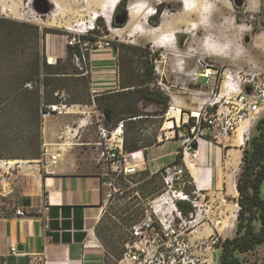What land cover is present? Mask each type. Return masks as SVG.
<instances>
[{
	"label": "crops",
	"instance_id": "1",
	"mask_svg": "<svg viewBox=\"0 0 264 264\" xmlns=\"http://www.w3.org/2000/svg\"><path fill=\"white\" fill-rule=\"evenodd\" d=\"M243 7L264 12V0H244ZM147 31V27L142 24L134 33L141 37ZM128 35L127 44L142 45L133 41L138 40L135 35ZM163 42L169 44L170 50L177 48L176 39L170 43L164 39ZM247 43L249 48L244 46L247 62L264 70V27L255 31ZM52 56L61 57L57 52H53ZM181 60L177 63V69H182L190 76L192 68L187 69L185 59ZM88 62L92 98L105 92L121 91V72L114 50H95L90 53ZM192 83V87L205 89L202 77ZM185 87L189 85L182 84L183 90ZM171 91V102L181 105L185 110L182 111V107L175 109L176 113L171 115L173 119L170 120L172 126L163 128L168 130L164 134L172 133L175 136L178 133V138L165 139L161 133L162 137L158 136V141L136 152L141 154L147 148L158 147L161 149H156L157 156L151 160L165 156L169 157L172 164L174 152L180 148L189 132L183 122L189 111L198 109L199 99L190 96V102H184L182 95L178 94L180 89ZM97 111L98 120L95 121L93 114ZM100 116L94 103L81 111L68 108L60 113L46 114L42 117L44 154L37 159L18 160L12 167L8 160L5 161L7 166L0 163V169L5 168L0 172V195L13 200L10 208H0V264H108L103 244L96 236V228L104 214V196L107 191L104 180L106 171L98 144L99 130L104 126L101 122L103 116ZM262 116L264 109L260 110L256 120L245 124L250 132ZM181 123L187 131L183 135L177 129L181 128ZM241 131L242 127L228 138L201 139L196 144V163L187 165V172L196 190L193 194L197 204L195 212L199 209L202 221L187 235L196 254H205L206 251L197 246L209 236L217 235L225 239L235 233L238 210L235 217H232V213L235 206L239 208L236 176L245 146ZM207 134L211 136L210 132ZM163 138L165 140L161 141ZM55 155L57 157L52 161L51 156ZM231 183L236 193L231 190ZM261 196L264 199V194L261 193ZM17 208H22L25 215H16ZM13 246L16 251L11 250ZM261 248H264V243L246 255L256 256ZM219 250L214 249L216 264L219 263ZM261 264L264 262L261 261Z\"/></svg>",
	"mask_w": 264,
	"mask_h": 264
},
{
	"label": "rangeland",
	"instance_id": "2",
	"mask_svg": "<svg viewBox=\"0 0 264 264\" xmlns=\"http://www.w3.org/2000/svg\"><path fill=\"white\" fill-rule=\"evenodd\" d=\"M49 1L51 5L50 12L45 15H40L33 9L32 0H0V16L20 22L36 24L40 27L42 32L43 30H45L43 44L45 46L47 62L48 55H53V52H57L61 57L57 56L55 62L56 60H59V65H65L67 67V72H70V75L65 78L67 79L66 84L68 85H65L61 89L59 88L56 91L61 92L63 94V97H66V100L70 101L72 100V93L70 91L69 85L73 82H80L77 88L82 92L80 91L78 93L82 97L81 99H83V101H87V99L90 98L92 100L91 104H93L94 102L92 99L93 93L91 92L90 85H88V88H83L84 86L81 85V81L78 80L80 79V77H78L79 74L76 73L80 72V69L83 68L84 73L89 76V62L87 60L86 62H82L80 64L76 60V56L73 54V52L71 51V53H68L66 49L67 40L73 35H80L82 39H93L95 35H102L104 33L112 39L111 49H114L116 60H118V67L120 68L121 65L123 75H125V77L120 82V87L121 85L128 84V81L136 83L139 80L135 75H141L142 65L140 61H143L144 59H146L149 64L153 65L152 76L154 78L152 79L151 83L157 81L156 78H160V75L157 74L154 69L155 63L154 56L151 52V47L157 49V51L159 49L168 50L167 60L160 64V68L162 69L161 75L163 77V81L166 84L173 85L171 89H180V92L178 94L182 95L183 101L190 102V96L192 95H189L188 90H183L181 86L182 84H188L190 87H192V82L194 80L191 75H186L182 71V69L178 70L177 63L181 62V59H185L187 69L192 68L196 72H199L200 69L197 66L196 59L197 57H206V59H209L208 62L216 65L222 64L223 66H229L235 70H247L248 67L253 66V64L247 62V55L246 51L244 50V46L246 45L247 48H249V44L245 41V36L249 35L251 37L252 34L260 27H264L263 11L255 12L243 6L236 7L232 0H215L216 11L214 12L212 19L217 26L216 31L223 36V40H220L218 36L216 38L217 42L221 44L224 42H228L231 44L230 49L225 50L224 52H220L219 50L209 49L206 46L205 37L207 34V30L201 27L194 26L198 25L199 16H192L190 13H188L184 9L183 2L181 0H123V5L120 9H122L123 7V10L128 13V20L122 27H118L117 25L115 26L113 23V13L116 6L113 8L112 13L110 14V20H108L107 17L102 15L95 16V14H89V12L87 14L85 12H78L76 10V3L79 1L82 2V0ZM106 1L107 0H105V3L103 1L104 7H106ZM94 21L95 29L89 30L93 27ZM142 24L147 27L148 33L145 36L142 35L141 37H138L134 32L137 30V28H140V25ZM159 25L161 26L159 28H156ZM128 33H132L133 35H135V39H138L133 41H138L142 44L140 47H142L145 52L141 51V53L139 52L138 54H145L146 57L143 60H140L137 55L133 56L132 65L134 68V72L132 74H130L129 72L128 59H125V57H123L122 60L121 58V47L120 51L115 48L116 45L119 47L121 44L126 43L125 41H127L130 37ZM164 39H166L168 43H170L171 40L176 39L177 48L170 50L168 48L169 44H165L163 42ZM152 40H154L155 42H153ZM185 42L186 45L184 46L183 44ZM26 44V50H23V44H19L18 46V51L20 54L19 61H23V59L28 58L31 54V51L33 49L32 44L29 42H27ZM189 47L191 49L188 51ZM51 48L53 49V51ZM57 48L59 50H57ZM64 48L66 51L64 50ZM60 49L62 51H60ZM241 50L242 54H240ZM1 75L11 76L14 75V73H1ZM151 83L147 84L146 87L148 89L152 87ZM137 90L138 89L136 88L131 90V94L136 93ZM163 94L167 97L166 107L163 109V111L159 113L155 112L156 108L154 107H156V105L150 104L146 108V110H141L144 113H147V115H144L142 119H139L138 116H135L133 117L135 118V120H124L122 134L123 141L126 140L130 143L136 141L138 145L143 146L150 145L158 141V136L159 138L162 137L160 135L161 133H163V137H165V139L166 137L169 140L171 138H178V133H176L175 136L172 133L164 134V132H167L168 130L167 128H163V126L169 127L170 125H172L170 120L173 119V116L171 117V115H174L176 113L174 112L175 109L182 106L179 104H173L169 96L166 93ZM138 98H140V96L135 98V101ZM89 105L90 104L85 103H70L69 108L81 111L83 109H87V106ZM134 106L137 107L135 104ZM130 107V104H122L119 112L117 113L119 119L114 123L110 130L117 127L119 121L123 120L122 117H125L124 114L131 110ZM94 108L98 109L95 103ZM181 110L184 111L185 108L182 107ZM99 111L101 115L100 117L102 118V111ZM95 113L96 114L93 115L95 116L94 120L96 121V119L98 120V118H96V115H98V111ZM101 122L104 123L103 118ZM179 127L181 128L177 129H180L182 135L187 132L183 128L182 123ZM165 139L163 138L161 139V141ZM109 142H118L117 137L111 139ZM156 149L161 148H147V150H143V153L140 152L141 154H137L139 157V161L143 162V164H141V167L146 168L139 172L140 175L137 174L128 179H124V181L122 180L124 185L121 184V188L127 185L132 187L133 189L140 187V179L146 175H153V184L156 185L157 189L161 188V186L163 185V181L157 169H162L167 164L171 165V162L169 161V157L165 156L163 158H159L158 160H151L152 158L157 156L155 152ZM25 157L26 158L24 159H1L0 163H6L5 161L8 160L9 165H11L12 167L18 160L33 159L29 158L30 156ZM162 164L164 165L162 166ZM3 169H0V172ZM120 178V176L117 177L118 182H120ZM104 180L107 181L108 176H104ZM105 187L107 189L104 196L106 199V203L104 206L102 221H100V223L98 224V230L102 235V241L105 245V247H103L105 251L109 253L107 262L109 264H114L116 262L112 257H118L119 253L125 248V246H122V239H120V237L124 235L123 239L127 238V232L125 230L127 224H120V222H118L119 220L115 217L116 212H118L119 214L120 209L125 207V205H127L128 203L131 204V199L133 198V196H136L141 202H144V200L142 199V193L139 190L129 192L127 193V195L122 194V192L112 190L111 196H108L110 186L105 183ZM261 193L264 194V182L262 184ZM12 202L13 200L11 198L3 197L0 195V208H10ZM192 216H189L188 218H191ZM114 223H116L117 226H114ZM208 239L209 237L199 242V245L197 246L198 248H201V250L206 251L205 254L194 253L195 256L199 259V263L201 262L200 264H206L207 262L209 264H216L214 248L204 249L205 241H208ZM113 241H116L120 244L117 249H114V247L112 246ZM263 257L264 248H261V250L257 252L256 256L245 255L243 259H241L239 264H261V261L264 262Z\"/></svg>",
	"mask_w": 264,
	"mask_h": 264
},
{
	"label": "trees",
	"instance_id": "3",
	"mask_svg": "<svg viewBox=\"0 0 264 264\" xmlns=\"http://www.w3.org/2000/svg\"><path fill=\"white\" fill-rule=\"evenodd\" d=\"M122 5L123 0L116 5L115 11L118 8L120 9ZM44 35L45 30L42 32L36 24L0 16V160L24 159L26 158L25 156H30L29 158L33 159L40 158L42 154V117L44 113L49 112L48 105L60 102L68 105L70 103H92L90 98L87 101L81 99L82 97L78 93L81 90L77 88L80 82H73L69 85L72 93V100L70 101H67L66 97L61 96V92L56 91L68 85L65 78L70 75V72H67L65 65H59V60H56L55 63L47 62L43 44ZM27 42L32 44L31 54L23 61H19L18 46L23 44V50H26ZM120 47L122 49L121 58L122 60L123 57L128 59L129 72L132 74L134 72L132 58L134 55H137L140 60L146 58L145 54H138L144 49L138 45L127 43L121 44L119 47L115 46L119 51ZM66 49L68 53L72 51L75 55L76 47L67 45ZM140 62L142 73L141 75H135L139 79L136 83L128 81V84L121 85L123 90L120 92H105L92 98L99 110L108 109L111 112L110 120L108 122L104 120L106 128H111L119 119L117 113L123 103L131 105V110L124 114L123 120H135L133 118L135 116L142 119L144 115H147V113L134 106L135 98L138 96L146 97L159 104L160 109L155 111L157 113L163 111L166 107L167 97L161 91L156 90L155 86L150 89L146 87L154 78L152 76L153 65L149 64L146 59ZM8 72L14 73V75H1V73ZM120 72L122 80L125 75H123L121 65ZM76 73L79 74L78 77L80 79L78 80L81 81L83 88H88L90 79L84 73V69L82 68L80 72ZM135 88L138 89L136 91L137 94H131V90ZM205 138L210 139V136L206 135ZM144 146L146 145H138L136 141L131 143L126 140L123 141V150L127 152L138 150ZM138 174L140 175V173ZM133 176H129L127 179ZM120 177V184L124 185L123 181L126 178ZM185 179L188 183L184 189L191 193L194 185L188 172L185 175ZM140 181V187L135 189L128 185L125 186L126 188H121L122 194L127 195L129 192L139 190L142 193V199L145 201L161 189H157L156 185L153 184V175H146ZM263 182L264 116L256 121L249 139L243 147L242 161L236 176L239 208L236 216L235 233L230 238H219V242L216 244V248L220 249L218 254L220 264H239L247 253L256 250L260 244L264 243V199L261 196ZM178 206L186 217L194 212V207L190 203L178 202ZM119 211V214L116 212L115 217L120 224H127L125 228H128L142 217L143 202L133 196L131 204L128 203ZM114 226H117L116 223H114ZM96 236L105 247L98 227L96 228ZM123 236L120 239H122L121 242L124 247L127 238L123 239ZM119 245L116 241L112 242L114 249H117ZM123 251L124 249L119 253L118 257H112L113 260L119 259ZM105 252L107 260L109 253Z\"/></svg>",
	"mask_w": 264,
	"mask_h": 264
},
{
	"label": "built area",
	"instance_id": "4",
	"mask_svg": "<svg viewBox=\"0 0 264 264\" xmlns=\"http://www.w3.org/2000/svg\"><path fill=\"white\" fill-rule=\"evenodd\" d=\"M94 29L95 21L89 30ZM66 44L76 47L79 54L78 62L82 63L89 59L91 52L112 48V39L104 33L95 35L93 39H82L80 35H73ZM151 52L154 54L155 72L160 75L151 86L172 97L171 87L162 80L160 68V64L168 58V50L157 51L151 47ZM208 60L206 57H197L196 63L200 71L196 72L193 69L190 71L193 80L203 78L205 89L196 86L184 88L195 100L199 99L198 109L189 111L183 122L188 127V135L180 148L174 152V163L157 169L162 177L163 186L143 202L142 217L125 229L127 241L124 243L125 248L121 257L115 260V264L201 263L187 237L188 233L202 222L199 209L195 212L197 204L193 194L196 190L194 188L188 193L184 189L188 183L185 179L187 165L196 163L197 151L194 145L204 139L209 132L210 139L217 140L228 138L240 127L244 135L242 143L245 145L250 134V129L245 124L256 120L260 110L264 109V70L255 66H250L247 70H235L222 64H213ZM245 88H248V91ZM68 108L69 105L64 102L50 104L49 112L43 116L60 113ZM123 127L124 120H121L114 129L102 126L99 130L100 158L105 166V175L108 176L105 183L110 186L108 196H111L112 190L122 192L121 184L117 181L118 176L127 178L146 168L141 167L143 162L139 161L136 151L123 150ZM115 137L118 142L110 143L109 141ZM43 148L42 145V154L45 152ZM56 157L57 155L51 156L52 161ZM178 202H187L194 207V212L189 215H193L191 218L183 215ZM15 214L24 216L25 211L17 208ZM218 242L219 236L211 235L208 241H205L204 249H215ZM11 250L16 251V247L13 246Z\"/></svg>",
	"mask_w": 264,
	"mask_h": 264
},
{
	"label": "clouds",
	"instance_id": "5",
	"mask_svg": "<svg viewBox=\"0 0 264 264\" xmlns=\"http://www.w3.org/2000/svg\"><path fill=\"white\" fill-rule=\"evenodd\" d=\"M184 8L186 11H197L199 23L194 26L207 30L205 43L209 49L224 52L231 48V44L228 42L222 44L217 42L216 38L219 36V39L223 40V36L216 31L217 26L212 19L213 14L216 11L215 0H185ZM240 54H242V50Z\"/></svg>",
	"mask_w": 264,
	"mask_h": 264
},
{
	"label": "water",
	"instance_id": "6",
	"mask_svg": "<svg viewBox=\"0 0 264 264\" xmlns=\"http://www.w3.org/2000/svg\"><path fill=\"white\" fill-rule=\"evenodd\" d=\"M234 5L236 7H242L244 5V0H232ZM32 7L33 9L40 15H45L47 13L50 12L51 10V5H50V1L49 0H32ZM128 20V13L125 10H119V11H114L113 13V23L114 25H117L118 27H122L126 24ZM245 41L249 42L250 41V36L246 35L245 36ZM75 56H76V60H79V54L78 51H75ZM246 91H248V88H245ZM140 110H146V108L150 105V104H155L156 108L155 110H159L160 109V105L157 104L156 102H153L151 100H149L146 97H140L138 98L135 103H134ZM110 110L105 109L102 111V116L103 119L105 121H109L110 120ZM194 147L196 148V144L194 145Z\"/></svg>",
	"mask_w": 264,
	"mask_h": 264
},
{
	"label": "bare ground",
	"instance_id": "7",
	"mask_svg": "<svg viewBox=\"0 0 264 264\" xmlns=\"http://www.w3.org/2000/svg\"><path fill=\"white\" fill-rule=\"evenodd\" d=\"M103 1L105 3V0H82V2L79 1L76 3L77 4L76 10L80 13L85 12L86 14L89 12V14H95V16L102 15V16L107 17L108 20H110V18H111L110 14L112 13L113 8L117 5L119 0H107L106 1V3H107L106 7H104ZM181 1L183 2V7H184L185 0H181ZM187 12L190 13L192 16H198L197 11L189 10ZM48 59H49L48 60L49 63H54L56 58L51 55V56H49ZM241 132L243 135V131H241ZM243 138H244V135H243L242 139ZM230 186H231V190H233V192L236 193L234 184L231 183ZM237 210L238 209L235 206L234 211L232 213L233 214L232 217H235Z\"/></svg>",
	"mask_w": 264,
	"mask_h": 264
},
{
	"label": "flooded vegetation",
	"instance_id": "8",
	"mask_svg": "<svg viewBox=\"0 0 264 264\" xmlns=\"http://www.w3.org/2000/svg\"><path fill=\"white\" fill-rule=\"evenodd\" d=\"M119 10H123V9H118L117 11H119ZM151 16V15H150Z\"/></svg>",
	"mask_w": 264,
	"mask_h": 264
}]
</instances>
